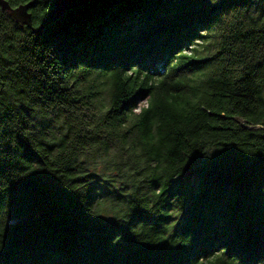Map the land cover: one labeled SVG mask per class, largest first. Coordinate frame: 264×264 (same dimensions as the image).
I'll use <instances>...</instances> for the list:
<instances>
[{
    "label": "trees",
    "instance_id": "obj_1",
    "mask_svg": "<svg viewBox=\"0 0 264 264\" xmlns=\"http://www.w3.org/2000/svg\"><path fill=\"white\" fill-rule=\"evenodd\" d=\"M0 264H264V0L0 5Z\"/></svg>",
    "mask_w": 264,
    "mask_h": 264
},
{
    "label": "water",
    "instance_id": "obj_2",
    "mask_svg": "<svg viewBox=\"0 0 264 264\" xmlns=\"http://www.w3.org/2000/svg\"><path fill=\"white\" fill-rule=\"evenodd\" d=\"M90 0H54L53 8L47 13L40 26L33 25V16L30 9L34 6V0L21 3L15 7L11 6L7 0H0L3 9L8 10L12 17L23 25L32 29L33 33L41 32L50 23L60 19L67 11L76 7L86 5ZM185 176L189 175V167H186Z\"/></svg>",
    "mask_w": 264,
    "mask_h": 264
},
{
    "label": "rangeland",
    "instance_id": "obj_3",
    "mask_svg": "<svg viewBox=\"0 0 264 264\" xmlns=\"http://www.w3.org/2000/svg\"><path fill=\"white\" fill-rule=\"evenodd\" d=\"M143 104H146V102H144ZM139 110V108L137 109V111ZM94 172H97V173H99V172H101L102 171V166L101 167H98V168H93L92 169ZM105 171L108 173L109 172V170H107V169H105ZM104 171V172H105ZM183 176H185V175H183ZM183 176H180L179 178H183ZM103 188H104V185H103Z\"/></svg>",
    "mask_w": 264,
    "mask_h": 264
},
{
    "label": "flooded vegetation",
    "instance_id": "obj_4",
    "mask_svg": "<svg viewBox=\"0 0 264 264\" xmlns=\"http://www.w3.org/2000/svg\"><path fill=\"white\" fill-rule=\"evenodd\" d=\"M9 2V1H8ZM12 6V5H11ZM15 7V6H14ZM30 11H31V13H32V15H33V11L30 9Z\"/></svg>",
    "mask_w": 264,
    "mask_h": 264
}]
</instances>
